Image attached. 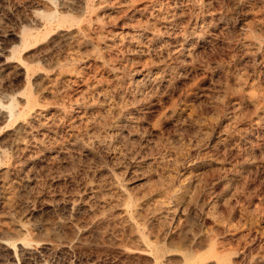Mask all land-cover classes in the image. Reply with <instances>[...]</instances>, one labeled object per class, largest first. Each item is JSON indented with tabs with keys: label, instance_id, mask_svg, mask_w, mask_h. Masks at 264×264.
<instances>
[{
	"label": "rangeland",
	"instance_id": "obj_1",
	"mask_svg": "<svg viewBox=\"0 0 264 264\" xmlns=\"http://www.w3.org/2000/svg\"><path fill=\"white\" fill-rule=\"evenodd\" d=\"M0 264H264V0H0Z\"/></svg>",
	"mask_w": 264,
	"mask_h": 264
},
{
	"label": "bare ground",
	"instance_id": "obj_2",
	"mask_svg": "<svg viewBox=\"0 0 264 264\" xmlns=\"http://www.w3.org/2000/svg\"><path fill=\"white\" fill-rule=\"evenodd\" d=\"M46 17H47V19H51V15L50 14L46 15ZM14 35L20 40V45L18 47L12 48V54L9 53L12 56V58H14L15 56H17V55L20 54L21 48L27 47V46L31 45L34 42V40L37 39V36L31 30L26 29V28L23 29L20 33H16V34L14 33ZM26 72H27L28 76H30L31 73H32L30 68H28V70ZM32 95H33L32 94V91H29V92L26 93V96H27V104H28L29 107H32L34 105V102L32 101ZM18 103L19 102L17 101L16 96L13 95L12 97H10V102H8V104L5 105V107L8 110V114L10 115L11 118H13L16 115H18V114L21 113V111H19V112L16 111L17 110V107H18Z\"/></svg>",
	"mask_w": 264,
	"mask_h": 264
}]
</instances>
